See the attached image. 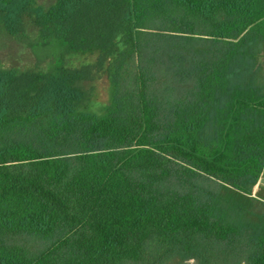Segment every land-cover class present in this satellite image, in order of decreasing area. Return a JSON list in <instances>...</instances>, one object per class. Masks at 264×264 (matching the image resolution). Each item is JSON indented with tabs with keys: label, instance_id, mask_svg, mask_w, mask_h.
<instances>
[{
	"label": "trees",
	"instance_id": "trees-1",
	"mask_svg": "<svg viewBox=\"0 0 264 264\" xmlns=\"http://www.w3.org/2000/svg\"><path fill=\"white\" fill-rule=\"evenodd\" d=\"M0 24L49 65L0 69V264H264V0H0Z\"/></svg>",
	"mask_w": 264,
	"mask_h": 264
},
{
	"label": "rangeland",
	"instance_id": "rangeland-1",
	"mask_svg": "<svg viewBox=\"0 0 264 264\" xmlns=\"http://www.w3.org/2000/svg\"><path fill=\"white\" fill-rule=\"evenodd\" d=\"M56 1L57 0H35V4L36 6L47 10L53 6ZM23 25L25 32L31 38H35L37 36L38 29L33 25L30 18H26ZM95 59L96 57L94 55L87 53H70L65 56L64 65L68 68L75 69L93 65L95 63ZM263 61L264 57L260 59V62ZM48 66L47 62L37 64L36 58L32 54L31 50L8 36L0 24V69L17 68L24 71H44L48 68ZM92 84L95 86L97 96L96 100L100 104L104 103L106 101V84L104 79L99 74H95ZM261 194L264 197V193L262 192ZM252 195L257 196L256 194H253V192ZM9 242L25 246L30 250H34L38 247L36 242L22 236L10 237ZM154 260L155 257L147 254L144 257V264H151ZM192 263V261H189L186 264Z\"/></svg>",
	"mask_w": 264,
	"mask_h": 264
},
{
	"label": "crops",
	"instance_id": "crops-1",
	"mask_svg": "<svg viewBox=\"0 0 264 264\" xmlns=\"http://www.w3.org/2000/svg\"><path fill=\"white\" fill-rule=\"evenodd\" d=\"M257 192H263L264 193V169L262 174L260 175V178L257 182V184L255 185L254 189H253V194H257ZM263 199L264 197L261 196Z\"/></svg>",
	"mask_w": 264,
	"mask_h": 264
}]
</instances>
